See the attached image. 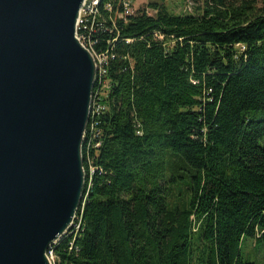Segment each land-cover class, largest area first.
Listing matches in <instances>:
<instances>
[{
    "label": "trees",
    "instance_id": "obj_1",
    "mask_svg": "<svg viewBox=\"0 0 264 264\" xmlns=\"http://www.w3.org/2000/svg\"><path fill=\"white\" fill-rule=\"evenodd\" d=\"M144 1L119 19V0H100L104 110L56 264H256L244 250L264 243V0H190L184 15Z\"/></svg>",
    "mask_w": 264,
    "mask_h": 264
},
{
    "label": "water",
    "instance_id": "obj_2",
    "mask_svg": "<svg viewBox=\"0 0 264 264\" xmlns=\"http://www.w3.org/2000/svg\"><path fill=\"white\" fill-rule=\"evenodd\" d=\"M87 0H0V264H52L84 201L96 82Z\"/></svg>",
    "mask_w": 264,
    "mask_h": 264
},
{
    "label": "built area",
    "instance_id": "obj_3",
    "mask_svg": "<svg viewBox=\"0 0 264 264\" xmlns=\"http://www.w3.org/2000/svg\"><path fill=\"white\" fill-rule=\"evenodd\" d=\"M119 6L120 9H122V12L118 15L119 19H124L125 17L133 16L138 11L135 7V0H119ZM105 11L112 12V7L106 6ZM98 30H100V27L99 18H96L95 15V0H87L81 9L76 29L77 39L87 51H89V46H97V40H93V37L99 33ZM108 55L109 52L101 53L100 60H96V69H102V85L105 84V86L106 81L104 79L107 76V70L105 69V58ZM103 110L104 108L102 107V105L96 103V117ZM97 136H99L98 132L95 133V137Z\"/></svg>",
    "mask_w": 264,
    "mask_h": 264
},
{
    "label": "rangeland",
    "instance_id": "obj_4",
    "mask_svg": "<svg viewBox=\"0 0 264 264\" xmlns=\"http://www.w3.org/2000/svg\"><path fill=\"white\" fill-rule=\"evenodd\" d=\"M148 5L149 3L147 1L139 0L136 2L135 7L137 10H140L147 8ZM166 6L169 8L171 13L176 15L193 14L195 12V7L190 0H169L166 2ZM96 60L97 59H95V63H97ZM244 255L246 257H250L256 264H264V243H256L255 241L250 242L248 247L244 250Z\"/></svg>",
    "mask_w": 264,
    "mask_h": 264
},
{
    "label": "bare ground",
    "instance_id": "obj_5",
    "mask_svg": "<svg viewBox=\"0 0 264 264\" xmlns=\"http://www.w3.org/2000/svg\"><path fill=\"white\" fill-rule=\"evenodd\" d=\"M99 6H100V0H95V15L96 17L98 16L99 12H98V9H99ZM89 52L90 54L93 56L94 60L97 59V60H100V56L98 54H94V50L92 48V46H89ZM107 62V57L105 58V63ZM102 75V69H96V82H97V78ZM99 80V79H98ZM96 82H95V85H96ZM95 89V87H94ZM93 96H94V90H93ZM95 103V102H94ZM96 105V104H95ZM96 114V108H94L93 106V99H92V106H91V112H90V121H91V118ZM89 121V123H90ZM89 126V124H88ZM88 129V127H87ZM86 136H87V131H86ZM85 141H86V137H85ZM93 172V171H92ZM89 178V177H88ZM86 179H87V174H86ZM76 223V221H75ZM75 227V224L74 226L72 227V229ZM71 229V230H72ZM70 230V231H71ZM69 231V232H70ZM67 232L65 234V236L69 233ZM59 242L55 243L51 248L50 250L48 251V258L50 259V261L52 262V264H56V256H55V252L53 250V247L56 246Z\"/></svg>",
    "mask_w": 264,
    "mask_h": 264
}]
</instances>
